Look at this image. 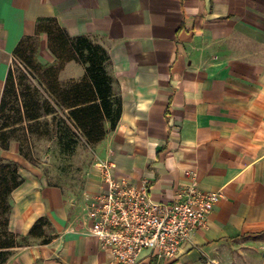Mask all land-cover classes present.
<instances>
[{
  "label": "crops",
  "instance_id": "crops-1",
  "mask_svg": "<svg viewBox=\"0 0 264 264\" xmlns=\"http://www.w3.org/2000/svg\"><path fill=\"white\" fill-rule=\"evenodd\" d=\"M50 17L105 48L122 111L102 140L81 139L91 159L75 189L49 183L17 140L0 149L23 177L9 195L18 244L4 264H114L84 223L104 161L129 184L147 180L154 201L191 175L222 195L177 258L139 264H264V0H0V98L16 45ZM36 59L55 62L44 32ZM83 73L69 61L59 79Z\"/></svg>",
  "mask_w": 264,
  "mask_h": 264
},
{
  "label": "trees",
  "instance_id": "trees-1",
  "mask_svg": "<svg viewBox=\"0 0 264 264\" xmlns=\"http://www.w3.org/2000/svg\"><path fill=\"white\" fill-rule=\"evenodd\" d=\"M47 35V47L55 56V62L44 65L37 61L39 35ZM14 56L26 71L36 78L40 91L28 83L25 77L16 81L10 67L0 98V149H8L12 140L19 142V152L27 158L24 142L29 136L56 137L64 150L76 144L75 135L88 144L99 142L108 128L113 129L121 115L122 100L114 89V79L106 69L109 55L105 48L86 36L71 37L54 17L39 19L33 35L20 39ZM69 61L84 65L79 79L62 83L59 73ZM22 84V86H21ZM18 85L21 90L18 91ZM13 109V113H8ZM51 116L55 128L50 130L42 118ZM20 134L14 136V131ZM27 141V142H26ZM20 163L0 154V264H4L11 249L18 244L16 236L8 230L10 211L9 195L23 182L19 173ZM43 218H39L29 233H42Z\"/></svg>",
  "mask_w": 264,
  "mask_h": 264
},
{
  "label": "built area",
  "instance_id": "built-area-1",
  "mask_svg": "<svg viewBox=\"0 0 264 264\" xmlns=\"http://www.w3.org/2000/svg\"><path fill=\"white\" fill-rule=\"evenodd\" d=\"M100 187L86 203L84 223L102 249L113 255L114 264H139L151 257L172 260L182 243L198 228L222 196L197 187L194 175L168 201H154L149 183L139 186L115 177L110 162L99 164Z\"/></svg>",
  "mask_w": 264,
  "mask_h": 264
},
{
  "label": "rangeland",
  "instance_id": "rangeland-1",
  "mask_svg": "<svg viewBox=\"0 0 264 264\" xmlns=\"http://www.w3.org/2000/svg\"><path fill=\"white\" fill-rule=\"evenodd\" d=\"M12 71L16 81L22 79V84L28 83L32 87L37 88L42 94V89L35 77L26 71L25 67L19 62L12 63ZM21 84V86H22ZM18 91L21 90L20 85L17 86ZM8 113H13V109H9ZM48 125L49 129L55 128V122L51 116L42 118V122ZM14 136L20 134V130L14 131ZM76 144L72 149L64 150L58 144L56 137H36L29 136L28 142H24V151L27 152V160L40 168L49 183L62 184L75 189L82 180V174L86 164L91 159L90 151L82 143L79 136L75 135Z\"/></svg>",
  "mask_w": 264,
  "mask_h": 264
}]
</instances>
